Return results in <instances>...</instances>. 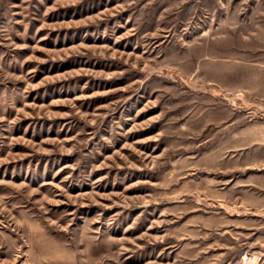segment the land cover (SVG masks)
Instances as JSON below:
<instances>
[{
    "label": "rangeland",
    "instance_id": "rangeland-1",
    "mask_svg": "<svg viewBox=\"0 0 264 264\" xmlns=\"http://www.w3.org/2000/svg\"><path fill=\"white\" fill-rule=\"evenodd\" d=\"M0 264H264V0H0Z\"/></svg>",
    "mask_w": 264,
    "mask_h": 264
}]
</instances>
